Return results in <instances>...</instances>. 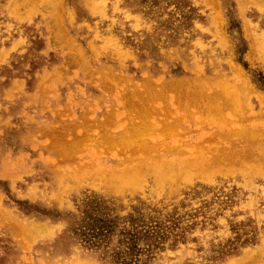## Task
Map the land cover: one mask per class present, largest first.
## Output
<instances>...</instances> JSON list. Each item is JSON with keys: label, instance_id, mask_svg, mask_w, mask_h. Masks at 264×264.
Wrapping results in <instances>:
<instances>
[{"label": "rangeland", "instance_id": "1", "mask_svg": "<svg viewBox=\"0 0 264 264\" xmlns=\"http://www.w3.org/2000/svg\"><path fill=\"white\" fill-rule=\"evenodd\" d=\"M220 86L246 119L190 113ZM142 124L235 153L100 177ZM0 264H264V0H0Z\"/></svg>", "mask_w": 264, "mask_h": 264}, {"label": "bare ground", "instance_id": "2", "mask_svg": "<svg viewBox=\"0 0 264 264\" xmlns=\"http://www.w3.org/2000/svg\"><path fill=\"white\" fill-rule=\"evenodd\" d=\"M199 85L200 84H198V87ZM201 88H198V91L193 90V92L195 91L197 93V95L194 93L197 97L191 96V98L187 99L189 100L187 101L188 104L193 102L190 105L193 108V112L189 111L190 113L201 114L203 112L204 114H208L213 112L216 117L218 118L221 117L222 119H224L225 116L231 118L237 116L238 120L246 119V117L240 113L234 114L231 112V109L234 106L230 104L231 101L225 99L229 92V89L226 86H220L215 90V92L213 91L214 94L207 95L209 97L205 98L206 99L205 103L201 102V98L204 97L205 94V92L203 91L204 88L203 89ZM187 90L184 91L185 93L182 92L183 93L182 95L185 96L186 93L189 95L190 89L189 91ZM176 95L178 96V94ZM182 95H180V97ZM211 100H213V102H211ZM184 111L186 112L185 108ZM190 115L192 118L195 117L194 114H190ZM248 116L250 117V115ZM231 118L225 120H231ZM145 123L147 122L146 119L144 118V124ZM144 124L137 126L134 131L124 134L128 138L137 139V141H139L140 144L134 146L133 147L134 149H128V153L121 152L116 165L99 167L98 174L100 175V177H102L103 179H107L109 182H114L121 185H136L138 184V182H140V180L145 176L146 173H150V172H152L157 177V179H161L163 177H169L175 179V177L177 176H183L186 172H188L189 169L209 166L213 162L215 161L220 162L222 158L228 157L233 153H235L234 150L232 149L231 151L228 152L223 151V153H220L217 148H210V147L204 148L192 144V147H190V149L187 150V152L183 151L182 150L183 148L177 150V147L169 150L168 151L169 153L172 150L177 151L179 157H176V159L172 161H166L162 156H160L157 153L158 150L165 149L170 146V145L167 146V142H165V140L161 138V136H163L162 133L163 129L160 128L158 130H155L154 136L157 139L155 141L153 140L151 143L150 140L146 139L147 137L145 138L141 137L142 135H144L143 131L147 130L148 127L145 126ZM177 124L180 125L181 121L179 120ZM171 126L173 128L176 127V125L175 127L174 125ZM219 127H222V125H219ZM197 133H199V131H197L196 134ZM197 136H199V134H197ZM135 142L136 140L129 143H135ZM162 143L165 145H162ZM210 153H215V154H212L210 156Z\"/></svg>", "mask_w": 264, "mask_h": 264}]
</instances>
